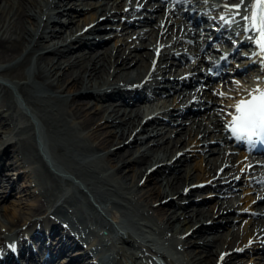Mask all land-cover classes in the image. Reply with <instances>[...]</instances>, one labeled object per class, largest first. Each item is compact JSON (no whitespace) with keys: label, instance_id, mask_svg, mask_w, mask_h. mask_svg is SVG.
Segmentation results:
<instances>
[{"label":"bare ground","instance_id":"bare-ground-1","mask_svg":"<svg viewBox=\"0 0 264 264\" xmlns=\"http://www.w3.org/2000/svg\"><path fill=\"white\" fill-rule=\"evenodd\" d=\"M75 1L0 0V150L11 169L0 173V204L13 189L37 200L28 217L0 224V264L8 253L44 264L61 250L71 256L73 245L84 264H157L154 254L169 264H238L247 242L264 251V188H254L241 149L236 164L221 140L227 105L264 84L250 33L239 16L229 22L237 10L225 5L240 0ZM184 19L197 23L188 28L195 43L225 58L221 82L244 78L227 89L236 98L226 106L207 89L205 65L183 62L190 53L175 30ZM185 134L195 136L201 174L185 161ZM239 187L242 205L232 203ZM205 196L215 197L213 213L197 206ZM243 206L256 218L240 229Z\"/></svg>","mask_w":264,"mask_h":264},{"label":"rangeland","instance_id":"rangeland-1","mask_svg":"<svg viewBox=\"0 0 264 264\" xmlns=\"http://www.w3.org/2000/svg\"><path fill=\"white\" fill-rule=\"evenodd\" d=\"M71 1L74 2L75 0H71ZM94 1L95 0H86V2H88V3H91V2H94ZM76 2L77 1H75V3ZM81 20L82 19L80 18L79 19V22H81ZM114 37L116 38L117 36H114ZM114 37H110V38L106 39L105 41H96L95 43H93L94 45H92V46L95 49H98V50L101 49V48L104 49L106 46H109V45L113 44V42L115 40ZM80 47H82V46H80ZM225 66L228 69L229 66H230V64L226 63ZM241 82H244V78L243 77H240L239 75H231V80L225 82V84H226L225 86L220 87L219 86L220 84L219 85L216 84L215 87L209 86V89H210L209 91H210L211 95L217 100V102L219 103V105L220 104H224L229 99H232V97L230 96L232 93L231 92H228L227 89L228 88H230V89L237 88V86ZM83 98H84L85 101L86 100L88 101V103H87L86 106L93 107L94 100L93 99H90V96L84 95ZM104 98L108 99V98H116V97L115 96L112 97V96L109 95V96H106ZM175 101L176 100L173 101L172 105L174 104ZM190 110L193 111L194 110V107H191ZM187 114L188 115L189 114L192 115V113H190V112H187ZM194 116H196V115H193V118H194ZM188 135L185 134V136H187V140H188V142L190 144L189 147H188V157L185 159V161L187 163L191 164L194 169H196L195 170L196 173L201 174L202 167H203L202 166L203 165V162H202L203 160H200L201 159V154L192 149V145L194 144L193 143L194 142L193 140L195 139V136L192 135V134H188ZM175 136H178L177 133L175 134ZM193 136H194V138H193ZM4 152H5L4 150L3 151L0 150V173L3 170H6L7 172H9V170L11 171L10 168L8 169V167H5V166L2 165V161L5 160ZM234 155L237 157L238 152L237 153L235 152ZM240 159L241 158H238V160H240ZM238 160L236 161L237 164L240 163V161H238ZM1 176L2 175L0 174V177ZM0 181H1V185H4V186L6 185V184H4L5 183V178L4 177H1V180ZM17 181H18V183H20V181L22 182L23 180H21V179L19 180L18 179ZM201 185H204V184H201ZM150 186L153 187L154 186V183L150 184V182H149V184L146 185L145 188L146 189H149ZM234 191H235L234 193L236 195H238V197L237 198H234V200L232 201V203L234 201L235 202L233 204H237L238 203L239 205H242L244 203V201H247V198L245 197L246 191H244L242 187H239V188L235 189ZM204 192H205L206 195L209 194V191H207V190H204ZM240 197H241V200L242 201L241 200L238 201V199H240ZM203 198H205V199H203L202 201H200L197 204V206L198 207H203L205 210H211V212L213 213L215 210L212 209L211 206L214 205L213 203L215 201V197L214 198L213 197H207V199H206V196H205ZM236 201H238V202H236ZM28 202L31 203L32 206L33 205L35 206L36 203H37V200H36V198H35L34 201H33V199L30 200V196H25V195L23 196L22 193L19 192V190L13 189V191L11 193L7 194V196H6L5 200L3 201V203L0 204V206L3 208V212L1 213V211H0V218L9 221L10 219H8V218H9V216L11 214H15L16 216L28 217L29 216V212H30V209H26L27 208V205L26 204ZM4 208H5V210H4ZM5 213H6V215H5ZM151 215H152L153 218H157V219H158V217H160V213L158 211H153ZM236 215H238V217H237V219L235 221V226L234 227H236V224H238L237 226L238 227L240 226L241 227V228L239 227L240 229H242V227L245 228L246 226H249L250 221L253 218H256L255 216L252 217L253 215L251 214L250 209L247 208V207H245V206H243L240 209V211H238L236 213ZM247 219H249V220L247 221ZM221 229L219 228V231H217V232H226L227 231V228L226 227H223L222 230ZM210 234H212V233H210ZM240 235H241V237H240ZM240 235L238 236L237 241L242 243L243 238H245L246 236H243L242 234H240ZM257 242L258 241H253L254 244H251L252 242L250 244H249V242H247V244H244V247L246 248L245 250H238V249H236L235 258L237 260H239V261H237L238 264H261V260H260V258H259L258 255L264 253V251H262V252L260 251V249H259L260 242H258V243ZM242 245H243V243H242ZM75 246L76 245H73V247H72L74 253H72L71 256H68L67 255L66 250L65 251L64 250H61L58 253H56L55 255H53L52 258L50 257L48 259V262L49 261H56L57 264H84L85 262H82L83 260L81 258H79L78 254H77V250L81 246H79V245H77L76 247ZM46 263H47V261L45 262V264Z\"/></svg>","mask_w":264,"mask_h":264},{"label":"snow or ice","instance_id":"snow-or-ice-1","mask_svg":"<svg viewBox=\"0 0 264 264\" xmlns=\"http://www.w3.org/2000/svg\"><path fill=\"white\" fill-rule=\"evenodd\" d=\"M244 3L245 0H240L235 5H225L237 10L229 22H236L239 16L243 21V31L250 33L247 39L256 46L258 55H264V0H251L247 14L241 16L239 9ZM234 109L230 123L231 131L237 139L251 141L253 137L264 135V90L255 89L248 99L237 101Z\"/></svg>","mask_w":264,"mask_h":264}]
</instances>
